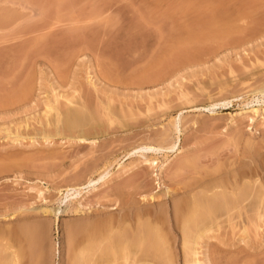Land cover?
I'll list each match as a JSON object with an SVG mask.
<instances>
[{"label": "rangeland", "instance_id": "obj_1", "mask_svg": "<svg viewBox=\"0 0 264 264\" xmlns=\"http://www.w3.org/2000/svg\"><path fill=\"white\" fill-rule=\"evenodd\" d=\"M234 173L258 213L196 214L193 264H264V0H0V264L30 228L21 264H187L177 206Z\"/></svg>", "mask_w": 264, "mask_h": 264}, {"label": "bare ground", "instance_id": "obj_2", "mask_svg": "<svg viewBox=\"0 0 264 264\" xmlns=\"http://www.w3.org/2000/svg\"><path fill=\"white\" fill-rule=\"evenodd\" d=\"M79 109V108H78ZM69 111V110H68ZM80 111V110H79ZM67 112V111H66ZM70 112V111H69ZM72 113V112H71ZM79 113V112H78ZM81 113V112H80ZM79 113V114H80ZM72 114H74V113H72ZM79 114H78V116H79ZM253 114L255 115V114H257V110H255V111H253ZM63 115H65V114H63ZM67 115V114H66ZM69 115V114H68ZM67 115V116H68ZM83 115V114H82ZM72 117H73V115H72ZM75 117V116H74ZM77 117V116H76ZM81 117V116H80ZM67 118V117H66ZM84 118V117H83ZM69 119V118H68ZM72 119V118H71ZM88 119V118H87ZM75 120V119H74ZM84 120V119H83ZM80 120H78V121H72L69 125H67L72 131H73V129L72 128H74L75 129V127L77 128H81V126H82V124L79 122ZM85 121V120H84ZM65 123V122H64ZM85 123V122H84ZM66 124V123H65ZM63 125V124H62ZM66 126V127H67ZM84 126H86V124L84 125ZM94 126V125H93ZM65 127V128H66ZM68 128V129H69ZM83 128V127H82ZM84 130V129H83ZM70 133V132H69ZM87 134V133H86ZM79 135V134H78ZM79 137H80V135H79ZM85 137V136H84ZM82 138V137H81ZM80 139V138H79ZM83 141V140H82ZM256 151V150H255ZM254 153V152H253ZM256 154V153H255ZM258 154V153H257ZM189 160V159H188ZM191 160V159H190ZM195 161V160H194ZM212 162V161H211ZM194 163V162H193ZM198 163V162H197ZM252 163V162H251ZM255 163V162H254ZM189 164V163H188ZM192 165V164H191ZM194 165V164H193ZM201 166V165H200ZM221 166V165H220ZM179 167V166H178ZM181 167H182V165H181ZM223 167V166H222ZM227 167V166H226ZM239 167V166H238ZM196 168V167H195ZM217 168H218V166H217ZM221 168V167H220ZM251 168V167H250ZM180 169V168H179ZM204 169V168H203ZM185 170V169H184ZM197 170V169H196ZM215 170V169H214ZM238 170V169H237ZM237 170H236V172H237ZM244 170V169H243ZM248 170H250V169H248ZM252 170V169H251ZM250 170V171H251ZM192 171V170H191ZM208 171V170H207ZM224 171H225V169H224ZM235 171V170H234ZM253 171V170H252ZM251 171V172H252ZM214 172V171H213ZM216 172V171H215ZM229 172V171H228ZM231 172V171H230ZM241 172V171H240ZM211 173H212V171H211ZM216 173H218V171L216 172ZM223 173V172H222ZM239 173V172H238ZM248 173V172H247ZM185 174V173H184ZM187 174V173H186ZM192 174V173H191ZM206 174V173H205ZM208 174V173H207ZM206 174V175H207ZM230 174H233V173H229V176H230ZM239 174H241V173H239ZM249 174V173H248ZM253 174V173H252ZM209 175V174H208ZM207 175V176H208ZM222 175H226V174H222ZM221 175V176H222ZM238 174H236L235 175V173H234V175H231V177H230V180L229 179H227V181H226V187H225V185L224 184H222V182L223 183H225L224 181H225V179H224V181H222L221 183H220V181L218 182V183H216V185L213 187V186H208V188H207V190H208V194L210 193V195L211 196H205V197H200L199 195L197 196L198 198H196L195 197V195L193 196V197H190V199L188 198V200L185 202V201H183V202H180V204L181 205H178L177 206V209L179 208V210H183L184 212L186 211L187 213H185V214H182V212L181 211H178L180 214H181V216L178 214V212H176V214H178L179 215V220H182L181 222L182 223H179V221L177 222V223H179V224H181L180 226L181 227H183L182 229H181V227L179 226V228L182 230L181 232H182V234L184 235V236H182V237H184V238H182V247H183V249L185 250V251H183V252H185L184 254L186 255H188V256H190L189 258L191 259H187V261H186V263L187 264H193V263H198V262H196L195 260L196 259H193V257H192V255H195V254H197L196 252H195V250H197V249H194V247L195 246H197L198 245V243H197V240L199 241L200 240V238H201V240H202V237L204 236V235H206L205 233L208 231V230H205V228L206 227H208V226H211L210 224H212V222H209L208 223V226H206L205 228H196L195 227V232L193 233V231H194V229L193 230H191L192 229V227H194L195 225L198 227V223H196L195 222V220H196V217H197V219H199L200 217L202 218V219H207V217H209V216H212V217H214V219L217 217V216H230L231 215V211H234V213L236 212L237 214H240L239 212L241 211L242 213H244L243 211H242V209H244V207H245V204H247V203H249V204H247V205H249V206H251L252 207V209H253V211L255 210V214H257L258 212V208L260 207L259 205H258V203L260 202V201H263V200H259L260 199V197H262V195L260 194L261 192H259V194L257 195V193H258V191H256V189H258V187H254L255 186V184H253V183H256V182H254L253 180V182L252 181H250V182H252V184L250 185V186H245V187H247L248 189H246L245 188V190H242L243 189V185H242V187H241V190L242 191H240V186L237 188V186L239 185V180H237V178H236V176H237ZM243 175V174H242ZM257 175V174H256ZM194 176V175H193ZM228 176V177H229ZM241 176V175H240ZM191 177V176H190ZM196 177V176H195ZM204 177V176H203ZM223 177V176H222ZM225 177H227V176H225ZM244 177V176H243ZM253 177H255V176H253ZM189 178V177H188ZM201 178V177H200ZM218 178V177H217ZM248 178V177H247ZM250 178V177H249ZM222 180H223V178H221ZM243 179V178H242ZM252 179V178H251ZM256 179V178H255ZM188 180V179H187ZM187 180H185L186 182H187ZM200 180V179H199ZM209 180V179H208ZM216 180V179H215ZM228 180L230 181V183L228 182ZM241 180V179H240ZM190 181V180H189ZM195 181V180H194ZM211 182H212V180H210ZM242 181V180H241ZM241 181H240V183H241ZM246 181V180H245ZM244 181V182H245ZM199 182V181H198ZM175 183V182H174ZM173 183V184H174ZM183 183V182H182ZM181 183V184H182ZM227 183H229L230 184V186L227 184ZM242 183H243V181H242ZM241 183V184H242ZM249 183V182H248ZM172 184V185H173ZM191 184H192V182H191ZM193 184H195L196 185V183H193ZM192 184V185H193ZM208 184V183H207ZM221 184H222V186H221ZM244 184V183H243ZM180 185V184H179ZM189 185V184H188ZM192 185H189V186H191L192 187ZM199 185V184H198ZM218 185V186H217ZM246 185H247V182H246ZM257 185V184H256ZM183 186V185H182ZM189 186H187V189H189ZM197 186V185H196ZM200 186V185H199ZM185 187H186V185H185ZM213 187V188H212ZM203 188H205V186H203ZM256 188V189H255ZM192 190V189H191ZM197 190V189H196ZM212 190V191H211ZM220 190V191H219ZM247 190V191H246ZM259 190V189H258ZM168 191H169V189H168ZM210 191V192H209ZM227 191V192H226ZM229 191V192H228ZM189 192V191H188ZM198 192V191H197ZM196 192V193H197ZM190 193V192H189ZM204 193V192H203ZM230 194V200H228L229 202H225V201H227L226 199H228L226 196V194ZM190 195V194H189ZM192 195V194H191ZM190 195V196H191ZM201 195V194H200ZM206 195V194H205ZM259 195H261L259 198H258V196ZM204 196V195H203ZM195 197V198H194ZM186 198V199H187ZM182 200H183V198H182ZM249 200H251L250 202H247V201H249ZM258 200H259V202H258ZM180 201V200H179ZM215 201H218V202H215ZM178 202V201H177ZM176 202V203H177ZM247 202V203H246ZM183 203V204H182ZM223 203L225 204L226 203V205H223ZM261 203V202H260ZM174 204V203H173ZM217 204H218V206H217ZM219 204H221V206L222 207H220V205ZM227 204H229V206H227ZM251 204V205H250ZM263 204V203H262ZM247 205H246V207H247ZM225 206L226 207H230V208H228V210H227V208H225ZM174 208H176V207H174ZM222 208V209H221ZM248 208H250V207H248ZM262 208V207H261ZM260 208V209H261ZM203 211H202V210ZM223 209H225L224 211L226 212H222V210ZM246 209V208H245ZM251 209V208H250ZM175 210V209H174ZM199 210H201V212L199 211ZM221 210V213L223 214H220L218 211H220ZM173 211V210H172ZM228 211V212H227ZM245 211V210H244ZM183 212V213H184ZM198 212L200 213V216H199V214H198ZM203 212L205 213V214H203ZM218 212V213H217ZM257 212V213H256ZM202 213V214H201ZM235 213V214H236ZM241 213V214H242ZM175 213L173 214V216L174 215H176ZM187 214V215H186ZM197 214V215H196ZM217 215V216H214V215ZM228 214H230V215H228ZM232 214H233V212H232ZM240 214V215H241ZM254 214V213H253ZM252 214V215H253ZM185 215V217H183V216ZM196 215V217L195 218H193L194 216ZM202 215V216H201ZM204 215H206V217L204 216ZM209 215V216H208ZM249 215H251V213L249 214ZM177 216V215H176ZM235 216V215H234ZM254 216H256V215H254ZM156 217V216H155ZM178 217V216H177ZM176 217V219L175 218H173V219H175L176 221H177V218ZM238 217V215L236 216V218ZM182 218V219H181ZM210 218V217H209ZM219 218H221V217H219ZM218 217H217V220L219 219ZM227 218V217H226ZM225 218V219H226ZM159 220V219H158ZM201 219H199V221H200ZM208 221H209V219H207ZM206 220V221H207ZM216 220V219H215ZM152 221V220H151ZM197 221V220H196ZM205 221V220H204ZM205 221V222H206ZM155 222V221H154ZM193 222L195 223V224H193ZM201 222H203V221H200V223ZM204 222V224L206 225V223ZM145 225H146V223H144ZM160 224H161V222H160ZM159 224V225H160ZM198 224V225H197ZM154 225H156V223L154 224ZM158 225V224H157ZM183 225V226H182ZM192 225H194V226H192ZM202 225V224H201ZM162 226V225H161ZM176 226V225H175ZM174 226V227H175ZM204 226V225H203ZM139 227V226H138ZM142 227V226H141ZM144 227V226H143ZM153 227V226H152ZM151 227V228H152ZM173 227V226H172ZM200 227V226H199ZM214 227V226H213ZM217 227V226H216ZM147 228V227H146ZM157 228V227H156ZM23 229V228H22ZM159 229V228H158ZM199 231H198V230ZM142 230V229H141ZM145 230V229H144ZM143 230V231H144ZM177 230H179L178 228H177ZM206 232H205V231ZM209 230H210V228H209ZM126 231V230H125ZM139 231V230H138ZM146 231V230H145ZM148 231V230H147ZM36 231H33V229H27V230H22V231H19V233L17 232V234H18V237L17 238H19L18 240H20L21 241V243L23 244H18L17 246L19 247V249H17L16 247V249H17V253H15L16 252V250L13 252V254H11V257H9L8 259H6V261L4 262V260H3V264H21V262L26 258V256H27V252H26V248L27 247H31L32 248V246H33V248H32V250H34L35 248V246H36V241H37V237H38V235H37V233H35ZM122 232V231H121ZM140 232V231H139ZM138 232V234H141L142 235V233L140 232L139 233ZM152 232L153 231H151V234H152ZM155 232V231H154ZM158 232V231H157ZM161 232V231H160ZM147 233V232H146ZM119 233L117 232V235H118ZM122 235H123V233H121ZM136 234V233H135ZM154 234H156V233H154ZM125 235V234H124ZM165 235H167V234H165ZM181 235V234H180ZM114 236V235H113ZM131 236V235H130ZM129 236V237H130ZM135 236H137V235H135ZM148 235H142L141 236V238H139V239H137V240H135L137 243H135L134 245H132L131 243H128L127 245H130L131 247L129 248L127 245H126V247L127 248H129V249H131V248H133V247H137V249L138 250H136L135 248H133V250L135 249L136 251H132V250H129V254H134L135 255V253H139L140 251H142L143 253H152V258H154L155 257V260H156V258L157 259H159L160 257H161V255H162V253L161 254H159V252L162 250V247L160 248L159 246H158V244H159V242H160V240H158V241H155V239H154V241L152 242H150L149 241V238H150V236L149 237H147ZM161 236V235H160ZM159 236V237H160ZM123 236H121V238H122ZM152 237V236H151ZM206 237V236H205ZM204 237V238H205ZM124 238V240H125V237H123ZM123 238H122V240H123ZM148 238V244L149 245H145V247L144 246H142L146 241V239ZM168 238V237H167ZM207 238V237H206ZM109 239V238H108ZM118 240H119V236H118V238H117ZM134 239H135V237H134ZM157 239V238H156ZM181 239V238H180ZM17 240V239H16ZM15 240V241H16ZM114 240V239H113ZM130 240V239H129ZM152 240V239H151ZM162 240V239H161ZM120 241V240H119ZM128 241V240H127ZM145 241V242H144ZM164 241V240H163ZM107 242H109V240L107 241ZM111 242V241H110ZM109 242V243H110ZM132 242V241H131ZM18 243V242H17ZM112 243V242H111ZM94 244V243H93ZM119 244H120V242H119ZM118 244V245H119ZM122 244V243H121ZM146 244V243H145ZM161 244H164V243H160L159 245H161ZM197 244V245H196ZM89 245V244H88ZM109 245H111V244H109ZM112 245H114V244H112ZM125 245V244H124ZM166 245H167V242H166ZM201 245V244H200ZM107 246H108V244H107ZM121 246V245H120ZM139 246V247H138ZM97 247V246H96ZM113 247V246H112ZM111 247V248H112ZM122 247H124L123 245H122ZM125 247V248H126ZM142 247V248H141ZM159 247V248H158ZM165 247V246H164ZM163 247V248H164ZM31 248H29L27 251H30L31 250ZM95 248V247H94ZM99 248V247H98ZM126 248V249H127ZM110 249V248H109ZM114 249V248H113ZM119 249H121V248H119ZM124 249V248H123ZM159 249H161L160 251H159ZM31 250V251H32ZM37 249H35L34 251H36ZM97 250V249H96ZM140 250V251H139ZM168 250V249H167ZM94 251V250H93ZM114 251H117V252H114ZM112 250V254H116L117 256L119 255V252H118V249L116 250V246H115V250ZM120 251V250H119ZM86 252V251H85ZM88 252H90V251H88ZM109 252H110V250H109ZM163 252V251H162ZM182 252V253H183ZM81 253H83L82 251H81ZM87 253V252H86ZM149 253H148V257H149ZM30 254H31V252H30ZM38 254V253H37ZM94 254V253H93ZM125 254H126V252H125ZM124 254V255H125ZM145 254V255H146ZM165 254V253H164ZM7 255H9V254H7ZM36 255V253L35 254H33L32 255V257H33V259H34V261H36L37 259H39V257H37L36 256V258L34 257ZM83 255H84V253H83ZM89 255V254H88ZM110 255V254H109ZM138 255V254H137ZM137 255H135V256H137ZM160 255V256H159ZM167 255V254H166ZM169 255V254H168ZM185 256L184 258H185V260H186V257H188V256ZM97 256V255H96ZM121 256V255H120ZM163 256V255H162ZM29 257V256H28ZM28 257L26 258V259H28ZM30 257H31V255H30ZM29 257V258H30ZM93 257V256H92ZM129 257H130V255H129ZM133 257V256H132ZM139 257V256H138ZM159 257V258H158ZM7 258V257H6ZM79 258V257H78ZM86 258V257H85ZM88 258V257H87ZM98 258V257H97ZM131 258V257H130ZM130 258H128V259H130ZM144 259H145V257H143ZM150 258V257H149ZM152 258H150V259H152ZM162 258V257H161ZM168 258V257H167ZM26 259H25V261H26ZM124 259V258H123ZM142 259V258H141ZM170 259V258H169ZM183 259V258H182ZM193 259V260H192ZM30 260L31 261H33L31 258H30ZM29 260V261H30ZM77 260V259H76ZM110 260H111V258H110ZM125 260H127V258L125 259ZM131 260V259H130ZM137 260V259H136ZM143 260V259H142ZM149 260V259H148ZM154 260V261H155ZM160 260V259H159ZM163 260V259H162ZM189 260V261H188ZM28 261V260H27ZM31 261L29 262L30 264H32L31 263ZM74 261V260H73ZM82 261V260H81ZM89 261H90V259H89ZM98 261V260H97ZM118 261V260H117ZM138 261H139V259H138ZM146 261V260H145ZM154 261H153V263H154ZM164 261V260H163ZM170 261V260H169ZM91 262V261H90ZM110 262V261H109ZM113 262V261H112ZM151 262V261H150ZM168 262V261H167ZM2 263V262H1ZM28 263V262H27ZM28 263V264H29ZM33 263H36V262H33ZM37 263H38V260H37ZM36 263V264H37ZM78 263V262H77ZM81 263V262H80ZM85 263H86V259H85ZM84 263V264H85ZM111 263V262H110ZM144 263V262H143ZM155 263H156V261H155ZM25 264V263H24ZM88 264V263H87ZM90 264V263H89ZM94 264V263H93ZM115 264V263H114ZM142 264V263H141ZM157 264V263H156ZM162 264V263H161ZM166 264V263H165Z\"/></svg>", "mask_w": 264, "mask_h": 264}]
</instances>
